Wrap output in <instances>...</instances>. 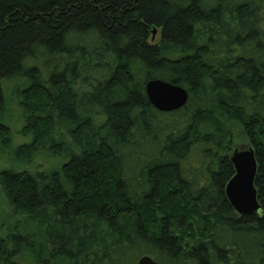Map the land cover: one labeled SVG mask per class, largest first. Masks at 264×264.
Here are the masks:
<instances>
[{
	"label": "trees",
	"instance_id": "16d2710c",
	"mask_svg": "<svg viewBox=\"0 0 264 264\" xmlns=\"http://www.w3.org/2000/svg\"><path fill=\"white\" fill-rule=\"evenodd\" d=\"M21 79L0 264H264V0H0V116ZM158 79L187 104L155 109ZM236 140L258 163L251 216L225 194ZM41 144L47 168L28 164Z\"/></svg>",
	"mask_w": 264,
	"mask_h": 264
},
{
	"label": "water",
	"instance_id": "95a60500",
	"mask_svg": "<svg viewBox=\"0 0 264 264\" xmlns=\"http://www.w3.org/2000/svg\"><path fill=\"white\" fill-rule=\"evenodd\" d=\"M145 91L151 105L164 113L180 110L189 99V94L183 87L160 79L147 82ZM230 161L234 166L235 174L225 187L229 203L240 216L258 213L261 204L254 184L258 170L254 148L241 150L236 148L230 156ZM139 264L158 263L151 256L145 255L140 258Z\"/></svg>",
	"mask_w": 264,
	"mask_h": 264
},
{
	"label": "rangeland",
	"instance_id": "374dc122",
	"mask_svg": "<svg viewBox=\"0 0 264 264\" xmlns=\"http://www.w3.org/2000/svg\"><path fill=\"white\" fill-rule=\"evenodd\" d=\"M37 63L41 66V68H44L46 71L50 70V68L44 67L43 62ZM5 86V96L7 100V105L5 111L0 116V121L4 122L5 126L8 128V131L12 134V146L13 148H16L20 144L30 141V136H22L24 125H26L28 120H30L31 118V116L29 115L30 113L26 112L27 108L25 107L26 104H24L23 98V96L28 92L27 90L29 88V83L21 79L8 82ZM40 117L41 115H39V118ZM60 131H63V129H61ZM66 142L68 143L67 146L70 148V150H76L74 144L71 143V141L67 140ZM243 145L248 146L246 142H243V140H236L233 147H235V149H240V146ZM47 148L48 145L46 144L39 145L35 154L31 156L33 158L28 160V162H32L28 164H32L34 166L38 165L43 168H47L51 164L56 162L55 159L51 158L50 152ZM12 153L13 152L11 149H5L0 145V172L11 165V161L14 157ZM5 217H7L6 219H8V222L6 223L4 221ZM10 218L11 217H9V209L4 202L3 193L0 187V227L2 226V224L11 223ZM21 263L30 264L28 260H23L21 261Z\"/></svg>",
	"mask_w": 264,
	"mask_h": 264
}]
</instances>
